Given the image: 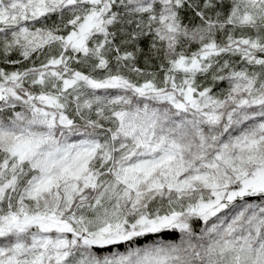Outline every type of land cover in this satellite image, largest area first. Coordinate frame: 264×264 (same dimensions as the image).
Listing matches in <instances>:
<instances>
[{"label":"snow or ice","instance_id":"obj_1","mask_svg":"<svg viewBox=\"0 0 264 264\" xmlns=\"http://www.w3.org/2000/svg\"><path fill=\"white\" fill-rule=\"evenodd\" d=\"M0 264H264V0H0Z\"/></svg>","mask_w":264,"mask_h":264}]
</instances>
